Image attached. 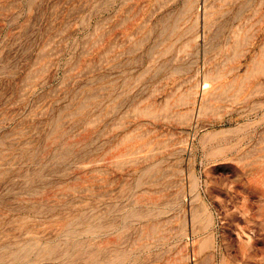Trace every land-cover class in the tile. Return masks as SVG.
Returning a JSON list of instances; mask_svg holds the SVG:
<instances>
[{
  "label": "rangeland",
  "instance_id": "rangeland-1",
  "mask_svg": "<svg viewBox=\"0 0 264 264\" xmlns=\"http://www.w3.org/2000/svg\"><path fill=\"white\" fill-rule=\"evenodd\" d=\"M0 264H264V0H0Z\"/></svg>",
  "mask_w": 264,
  "mask_h": 264
}]
</instances>
